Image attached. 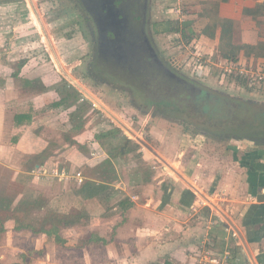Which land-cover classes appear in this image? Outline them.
<instances>
[{
    "label": "crops",
    "instance_id": "0c3cea01",
    "mask_svg": "<svg viewBox=\"0 0 264 264\" xmlns=\"http://www.w3.org/2000/svg\"><path fill=\"white\" fill-rule=\"evenodd\" d=\"M176 4L181 6L182 13L174 16L192 19L198 33V38L189 43L188 65H194L195 56L205 59L203 75L208 84L227 80L239 85L221 72L224 62L231 59L220 50L225 18L233 21L234 49L243 44L254 45L253 49H238L232 59L240 64H264V0H173V6ZM26 10V0H0V166L11 172L6 181L8 187L0 186V197L9 202L12 210L20 204L32 209L29 206L36 203L33 213L40 212L43 216H36L39 219L51 210L68 215L73 221L59 224L60 241H56L55 234L49 238L44 232L15 229V217H9L0 223V229L4 227L0 233V264L17 259L10 253L18 252L19 245L26 247L21 251L25 258V250L30 247L28 256L38 259L39 264H163L166 258L191 264L206 237L212 239L215 252H236L242 259L246 252L251 261L239 232L238 239L228 227L223 230L220 217L199 204L188 184L161 169L150 150L137 144L132 151L125 144L112 145L121 131L115 126L102 125V131L97 132L96 124L89 126L79 115L69 118L63 108L50 106L60 96L55 88L56 94L47 98L48 89L41 78L45 72H36L44 64L38 60L32 66L41 52L29 48L33 42V37L29 39L31 32L34 31L37 41H50V36L46 30H36L38 26L33 28L36 25ZM214 21L215 35L204 33ZM21 59L28 62L18 70ZM53 71L56 72L55 68ZM27 78L37 87L33 91L24 87ZM91 94L104 109L109 106L101 97ZM251 96L264 103V94ZM16 114L24 116L16 121ZM76 116L81 122L70 120ZM257 130L236 132L238 135L220 131L216 137L207 134L199 147V157H191L188 163L185 160L183 174L205 193L208 187L213 190L216 185V195L207 196L226 208L257 263L264 264V138L261 145L252 149L247 146L254 141L241 143L243 138L256 137ZM153 132L156 135V129ZM26 157L24 162L22 158ZM77 171L81 172L82 181L76 177ZM88 180L96 185L86 186ZM25 181L28 186L34 184L43 190L39 195L36 191L27 193L26 185V192L15 190L16 185ZM187 191L195 196L191 198ZM38 197L40 203L34 202Z\"/></svg>",
    "mask_w": 264,
    "mask_h": 264
},
{
    "label": "rangeland",
    "instance_id": "374dc122",
    "mask_svg": "<svg viewBox=\"0 0 264 264\" xmlns=\"http://www.w3.org/2000/svg\"><path fill=\"white\" fill-rule=\"evenodd\" d=\"M26 3V13L30 15L31 19L36 25V27L33 28L36 29L38 26L39 29L37 28L36 30H40L41 33L46 30L50 36V41L46 38L47 40H45L47 42H43L41 39L40 41L42 42H40L36 40L33 29V32H31L32 36L28 35L29 39L33 37V42H30L29 48H31L33 51L41 52L38 59H33L32 66H34L38 60L44 64L43 69L40 68L36 72H45L41 78L44 86H46L45 88L48 89V92L46 93L47 98H52L56 94L53 89L61 86L65 79L68 80V82H71V84L74 85L76 91L73 90L75 93L70 96L66 104L63 105L64 107H60L63 108L67 114H69V118L71 115L77 114L81 117V119L84 120L86 124H89V126L96 124L97 132L98 130L102 131V128H104L102 125L110 124L116 128H120L121 131H119V136H117V138L111 143L112 145L117 144L116 146H120L125 144V148H127L129 151H132L134 150L137 142L140 143L137 138L129 132V129L126 127L128 126L130 129H133L135 132H137L139 137L144 139L152 147L156 148V150L165 158H167L168 161L170 159L171 161L169 162L171 164L175 163L172 165L185 174V160L187 159L188 163L191 157H194L195 160L199 157V147H201L203 144L202 141L206 140L207 132H214L210 133L209 136L213 135L216 137V134L220 131L236 135V132H250L258 128V134L254 135L256 137L252 136L250 139L264 138V126L256 127V124H253V127L249 129V126L247 125L250 120V115L248 113L249 111L236 106L238 104L237 98L249 97V99L253 100L258 97L251 95L255 93L264 94V89H254L255 87L246 86L244 84L232 85L230 81L227 80L225 82L208 84L209 80H207V76L203 75L204 67L199 68L197 63L194 65L192 63L191 65H188V61L191 60V55L189 53L191 49L190 44L186 43L185 40H181L182 38L178 34L162 31L168 20L176 19L174 16L175 13L172 11L173 0H154L152 11L149 12L148 17L150 28L153 30L158 49L162 53L163 57L167 60L169 65L184 75L195 80V82H202L208 87L226 92L234 97V100L231 104L223 103L224 105H220L218 107L219 110L217 109L215 111L216 117L214 119H210L208 117L209 111L207 112L206 110H201V108L200 110H197V107L195 108L194 105L193 107L187 106V108H183L181 110L169 109L163 106L165 108L164 115L168 116V120H163L164 117L158 116L160 114L157 113L156 121L153 120V116L150 112H148L146 116L143 115L142 112L133 107L132 101H134L137 105L144 106V104L147 102L146 97L141 94L142 92H138V90H136L133 95V100V96L131 98L123 91L124 84L118 73H115L114 76H112V72L106 69L103 70V73H100L98 70L99 68L97 69L98 72H96L98 78H106L111 80L113 85L118 88H111L110 86L108 87L106 85L99 84L98 82H94L86 75L87 72L84 66L85 62L91 58V38L84 27L83 18L76 8H74L71 4H69V2L65 0H26ZM53 48H55L58 56H60L63 65V67L60 66V69L58 68L60 63L57 60L56 54H54ZM195 58L196 56L194 59ZM50 60L52 62H50ZM54 68L56 72L53 71ZM68 75H72L82 86L89 89L91 93H94V95L101 97L106 103H108L109 106H107L106 109L101 107L103 110L89 106L86 99H81V93L83 91L81 87L75 83H72L73 81H70L71 78L69 77V79ZM215 76L216 75L214 74L213 77L216 79ZM57 93L58 96H62L64 92L60 93V95L59 91ZM147 104L148 105L146 106V109H149L150 104ZM158 109H162V107L159 105ZM261 112V108H253L252 122L258 121L259 119H264V112ZM81 119H78L76 116V118L73 117V119L70 120L72 122H74V120H79L81 122ZM182 121H184L186 124L178 125L179 122L182 123ZM176 122L177 124H175ZM193 126L194 128H192ZM245 127L248 129H244ZM154 129H156V135L153 132ZM259 129H261V131H259ZM127 138H130L132 141L127 142ZM242 140L243 142L239 140L238 142H241L245 145L246 143H250L244 141V139ZM256 141L257 140H255L251 146L247 147L252 149L256 144L261 145L263 143ZM238 145L240 144L238 143ZM140 148L149 150L143 144L140 145ZM182 150L185 151L184 155L182 154ZM238 154L242 155L243 153L238 149ZM131 155L133 156V154ZM153 158L156 160V162H158L157 164L161 166V169L164 168L163 170H165L168 174L173 175L176 180L181 181L184 185H189H187V183L182 178H180L176 172L171 170V168L168 169L161 159L155 155ZM27 159V157L22 158L23 161H26ZM252 164H255V162ZM10 173L11 172L8 168L0 166L1 187H8L6 185V181L8 180ZM161 177L163 178L165 175H161ZM27 182L28 181H25L23 184L16 185L15 190L24 191V185L27 186V193H34V191H36L37 195L43 190L42 187L39 186V188H37L34 184L31 185L30 182L29 184L31 186H28ZM214 186L216 187V185ZM195 187L198 189V191H195L192 187L191 188L196 194L199 204L207 206V212H213V214L218 216V218L220 217V222H222L224 225L223 230L227 228V226L232 228V224L226 220L221 212L213 207V203L215 202L225 212L227 211L226 208L221 204H218L210 196H207L206 198L202 196L200 193L202 190L197 185H195ZM215 187L213 190L208 187V190L204 191H207L209 195L215 196ZM207 193L205 194L207 195ZM219 193L221 195V192ZM34 202L40 203V197H38V199H34ZM35 205L36 203L33 204L30 214H35V218H38L36 216H43L38 211L33 213L35 208H37ZM4 214L5 213L3 211H0L1 216ZM230 227H228V230H230L231 234H233V230H231ZM2 230L4 231V229ZM235 237L239 239L238 235ZM6 241L8 243L10 242L7 237ZM241 246L243 245L241 244ZM23 247L26 248L25 245H19V248L16 249V251H18L15 253L16 255L10 253L11 256L17 257V259L6 260V262H8V264H39L38 259H33L32 257L28 256V249L30 247L25 250L27 258L22 255L23 252L21 253V251L24 250ZM221 251L223 250H217V252ZM228 256L230 261L234 264H239L240 260H243L240 264H252L246 252L245 255H243V259L242 256L236 252H230ZM224 264H230V262H224Z\"/></svg>",
    "mask_w": 264,
    "mask_h": 264
},
{
    "label": "flooded vegetation",
    "instance_id": "af4514ba",
    "mask_svg": "<svg viewBox=\"0 0 264 264\" xmlns=\"http://www.w3.org/2000/svg\"><path fill=\"white\" fill-rule=\"evenodd\" d=\"M65 1L80 12L91 38V58L85 62L84 67L92 81L116 87L111 80L98 78L96 72L99 70L103 73L106 69L112 72V76L118 73L126 94L132 98L138 90L146 97L144 106L132 101L133 107L145 116L150 112L153 119L156 113L167 119L165 108L181 110L187 106L193 107L200 82H195L169 65L158 49L148 19L154 0ZM147 103L150 104L149 109H146ZM159 105L162 109H158ZM180 122L178 125L186 124ZM255 140L262 142L263 138L244 139L248 142Z\"/></svg>",
    "mask_w": 264,
    "mask_h": 264
},
{
    "label": "trees",
    "instance_id": "16d2710c",
    "mask_svg": "<svg viewBox=\"0 0 264 264\" xmlns=\"http://www.w3.org/2000/svg\"><path fill=\"white\" fill-rule=\"evenodd\" d=\"M194 22L192 19L186 18V19H171L168 20L165 24V27L162 29L163 32H169V33H175L181 36V40H185L186 43H190L193 39L198 38V33L193 27ZM210 26L206 27L203 32L204 33H210V36H214L215 29L217 27V22H210ZM232 29H233V21L231 19H223L222 20V29H221V35H220V50L222 53L228 57V58H234L235 52H237L238 49L242 48H254V45H248L243 44L238 47H234L231 45L232 41ZM213 30V32H211ZM69 37V36H68ZM229 47V49H227ZM28 62V59H21L18 62V70L21 69L25 65V63ZM50 62H52L50 60ZM58 68L60 69V65H58ZM14 74L17 75V72H14ZM65 79V78H64ZM77 81V80H76ZM78 82V81H77ZM79 83V82H78ZM80 84V83H79ZM199 89L197 91V94L195 96L194 106L197 107V110L201 108V110L209 111L208 117L210 119H214L215 111L218 109L220 105L225 104H231L234 100V97L226 92H222L218 89H214L211 87H208L204 83L200 82L198 83ZM24 87L26 89H30L33 91L36 89V85L32 84V80L30 78H27L24 82ZM75 87L73 84L68 82V80H64L63 84L56 88V91H59L60 93L64 92L62 96L60 95V98L53 100L50 104L52 107H64L63 105L66 104V102L69 100L70 96L73 95L75 92ZM76 91V90H75ZM75 97V96H74ZM77 99V96H76ZM238 104L236 105L238 108L248 110L250 115V120L248 122L249 129L252 128L253 124H256V127H259L260 125L264 124V119H259L258 121L252 122V110L255 107L261 108L262 112H264V103L260 102L256 99H249L247 98H237ZM240 102V103H239ZM212 103V104H211ZM89 105V103H87ZM105 107V106H104ZM106 108V107H105ZM219 110V109H218ZM214 112V113H213ZM24 114H16V121L18 118L23 117ZM30 119V117H29ZM128 127V126H127ZM130 128V127H128ZM120 130V128H117ZM248 129V128H244ZM129 132L134 135L135 137L138 136V133L135 132L133 129H130ZM140 143L137 142V146L140 147ZM168 169H170L169 164H165ZM262 166V165H261ZM172 170V169H171ZM96 185V182H93L91 180H88L86 182V186ZM190 192V191H187ZM95 193H97V190H95ZM191 198L195 196L192 192H190ZM33 206V204H32ZM29 206V207H32ZM0 211H3L5 214L3 216L0 215V223L3 224L6 219L13 216L15 217L16 224L15 229H23L28 228L31 229L34 233H40L44 232L46 233L49 238L52 237L53 234L56 235L55 240L60 241V235H59V224L69 221H73V219H68V215L64 216L63 214H60L58 212H54L49 210V213L45 217H41L40 219L35 217H29L28 213L31 212V208H23L22 204H20L18 207L15 208V210L11 209V205L9 202L4 201L3 198L0 197ZM33 218V219H32ZM51 223L50 226L48 224ZM4 228V227H3ZM2 228V229H3ZM0 229V233L1 230ZM250 244L253 248H255L254 241H251ZM163 264H179L171 259L166 258L163 261Z\"/></svg>",
    "mask_w": 264,
    "mask_h": 264
},
{
    "label": "built area",
    "instance_id": "2783aa9c",
    "mask_svg": "<svg viewBox=\"0 0 264 264\" xmlns=\"http://www.w3.org/2000/svg\"><path fill=\"white\" fill-rule=\"evenodd\" d=\"M172 11L176 15H179L182 13V8L180 5L176 4L172 7ZM195 63L198 64L199 68H202L203 64L206 62L205 59L198 56L194 59V64ZM221 72L225 76L232 77V79H234L236 82L239 81V84H244L250 87L253 86L256 88H264V64H240L233 59H229L224 62L223 66L221 67ZM81 99H86L89 103V106L92 108H99L101 110L104 109L101 102L86 91H82ZM76 177L79 181H82L83 179L80 171L76 172ZM231 230H233V234L235 236L238 235V231L233 228H231ZM212 244V239L210 237H206L203 240L202 250L197 253V256H195L194 261H192L191 264H224V262H230V264L233 263L230 261L228 251L215 252L213 250Z\"/></svg>",
    "mask_w": 264,
    "mask_h": 264
},
{
    "label": "water",
    "instance_id": "95a60500",
    "mask_svg": "<svg viewBox=\"0 0 264 264\" xmlns=\"http://www.w3.org/2000/svg\"><path fill=\"white\" fill-rule=\"evenodd\" d=\"M176 76H178L181 79H184L186 81H188V79H186L184 76H180L178 74H176L175 72H173ZM71 80L77 84L79 87H81L83 90H85L81 84H79L76 80H74V78H72L70 75H68ZM193 84V83H192ZM194 85V84H193ZM86 91V90H85ZM127 127V126H126ZM128 128V127H127ZM130 130V128H128ZM137 140L143 144L146 148H148L155 156H157L159 159H161V161H163L165 164H169L170 168L176 172V174H178L180 176V178H182L187 184H189L190 187H192L195 190V185L192 181H190L182 172H180L177 168H175L164 156H162L154 147H152L149 143H147L144 139H142L139 136H136ZM165 167V166H164ZM197 191V190H195ZM200 192V191H199ZM202 194V196H204L205 198L207 197V195L204 192H200ZM214 206L221 212V214L232 224L233 227H235V229L239 232L241 238L243 239V242L245 244V247L248 251V254L250 255L251 261L253 262V264H258L256 261V258L253 256L252 251L250 250V247L247 243V240L245 238L244 235H242V233H240V231L238 230V228L236 227V225L234 224V222H232V220L230 219V217L226 214V212L224 210H222V208H220L215 202H214Z\"/></svg>",
    "mask_w": 264,
    "mask_h": 264
},
{
    "label": "bare ground",
    "instance_id": "6f19581e",
    "mask_svg": "<svg viewBox=\"0 0 264 264\" xmlns=\"http://www.w3.org/2000/svg\"><path fill=\"white\" fill-rule=\"evenodd\" d=\"M195 190H197V191H198V189H197V188H195ZM213 207H215V206H214V203H213ZM215 208H216V207H215ZM216 209H217V208H216ZM217 210H218V209H217ZM218 211H219V210H218ZM219 212H220V211H219Z\"/></svg>",
    "mask_w": 264,
    "mask_h": 264
}]
</instances>
